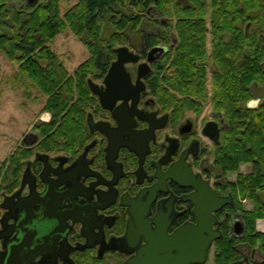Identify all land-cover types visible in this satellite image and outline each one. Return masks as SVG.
<instances>
[{"label": "flooded vegetation", "instance_id": "flooded-vegetation-1", "mask_svg": "<svg viewBox=\"0 0 264 264\" xmlns=\"http://www.w3.org/2000/svg\"><path fill=\"white\" fill-rule=\"evenodd\" d=\"M149 24L143 30L160 35L157 42L148 46L140 37L135 46L129 38L128 47L138 60L124 64L133 85L139 66L148 65L138 94L136 89L108 94L105 78L116 53L105 71L78 70L87 59L73 72L64 68L74 84L57 85L56 92L72 87V93L67 109L58 107L62 111L56 116L49 108L51 95L29 78L47 95L43 108L48 110L32 126L36 132L21 131L0 164V264H173L177 253L172 250L173 233L186 224L197 225L198 218L211 221L220 234L203 263L214 247L217 264L216 244L225 237L226 221L231 220V238L243 235L232 230L234 219L241 217L232 209L247 199L235 194L236 179H226L215 163L223 143L225 111L203 114L209 100L215 108L213 44L206 42L207 58L198 64L205 84L180 90L173 84L175 68L168 60L176 36L170 34L167 41L164 18L160 27L157 22ZM206 28L211 36L209 22ZM262 40L264 46V36ZM27 59L11 60L20 74ZM39 60L47 74L60 71L49 67L48 58ZM83 77L88 91L80 87ZM90 81L108 96L110 106L90 89ZM188 89L191 93H183ZM70 121L77 128L68 131ZM200 181H207L220 196L230 195L231 202H209L206 192L198 194L193 185ZM212 207L217 209L210 213ZM240 248L234 245L239 257L226 264H257L264 259L257 247Z\"/></svg>", "mask_w": 264, "mask_h": 264}, {"label": "trees", "instance_id": "trees-1", "mask_svg": "<svg viewBox=\"0 0 264 264\" xmlns=\"http://www.w3.org/2000/svg\"><path fill=\"white\" fill-rule=\"evenodd\" d=\"M161 16L176 19V44L168 60L175 68L173 84L180 90L183 86L205 84L206 76L198 64L207 58L206 27L208 22L211 24V56L217 65L213 75L215 103L216 109H224L226 116L223 143L216 151L215 163L224 175L238 172L232 183L235 194L253 202L250 210L242 202L232 209L240 213L245 230L241 237L231 238V220L226 221L225 237L216 244L215 261L226 264L239 257L234 245H240V249L257 247L264 257V233L256 229L257 219L264 218L263 0H78L62 15L58 0H39L33 6L24 3L21 7L12 5L10 0H0V48L16 62L28 57L20 65L21 74L51 95L49 108L56 116L62 111L58 107L67 109L72 93V87L56 92L57 85L74 83L45 46L48 40L69 28L90 53L78 70L96 67L105 71L115 57V48L128 43L129 38L133 40L131 34L137 33L148 46L154 45L160 35L145 33L143 29ZM248 23L251 26L246 31ZM164 36L170 42L168 31ZM43 57L49 59L51 69L60 71L47 74L39 60ZM252 84L257 87L251 88ZM80 87L83 91L88 89L84 77ZM189 89L183 93H191ZM198 92L202 95L204 90ZM254 97L260 98L259 105L251 108L247 103ZM66 128L74 130L77 125L70 121ZM244 163L252 165L250 172H239ZM257 264H264V259Z\"/></svg>", "mask_w": 264, "mask_h": 264}, {"label": "rangeland", "instance_id": "rangeland-1", "mask_svg": "<svg viewBox=\"0 0 264 264\" xmlns=\"http://www.w3.org/2000/svg\"><path fill=\"white\" fill-rule=\"evenodd\" d=\"M77 1L78 0H58L60 14H64V12ZM10 2L12 5H18L20 7L24 3H27L26 0H10ZM183 2L186 3V0H183ZM165 17H167L164 19L166 21L167 31L169 34H174L176 36V19L172 21L169 20L168 16L158 17V27H160V21ZM131 35L133 36V40H131L132 44L135 46L139 45V34L133 33ZM210 40L211 36L210 33H208V46L210 45ZM123 45L128 46V43ZM45 46L49 48L55 60L64 64V68L69 72H73L78 64L88 59L90 56L89 51L83 45L82 41H80L79 37L74 35L69 28L60 31L57 36L48 40ZM17 68V65L13 64L9 56L0 48V164L1 161L9 156L7 152L13 150L15 145L14 140L20 138L22 134L21 131L36 132L32 126L42 120L41 117L47 116L45 112L48 109L43 108L47 95L33 86L31 80L27 76L20 74ZM207 73L209 79L208 87L210 88V70L207 69ZM215 109L216 103L215 108L212 109L209 100L205 104L203 114L210 117V114ZM237 175L238 172L235 171L225 174L226 177L228 176L226 179L229 180L237 179ZM247 201L249 202L245 203L246 207L251 204L250 200ZM206 264H214V247H212L210 251L209 259Z\"/></svg>", "mask_w": 264, "mask_h": 264}, {"label": "water", "instance_id": "water-1", "mask_svg": "<svg viewBox=\"0 0 264 264\" xmlns=\"http://www.w3.org/2000/svg\"><path fill=\"white\" fill-rule=\"evenodd\" d=\"M26 2L28 5L33 6L38 2V0H26ZM154 51L155 49L152 50L151 53H153ZM115 53L117 55V58L110 65L105 78V84L107 85L108 94L114 91L117 92V90L125 91L127 89H136V94H138L139 91L144 87V83L141 81V77L148 72V65L141 64L139 66L137 82L136 85H133L130 75H128L125 70L124 64L126 62L137 61L138 54L132 52L126 45H121L115 48ZM89 86L94 93H97L100 96L103 105L107 107L110 106V104L107 102V100L109 99L108 96L100 91V87L97 84L90 81ZM215 133L218 136L219 130L217 129ZM210 136L213 137L212 135ZM205 182V185L201 181L198 182V185L193 184L198 190V194H201L202 191L206 192V196L209 202L217 201L220 203V205H226L231 202L230 195L220 196L212 189L207 181ZM216 209L217 208L212 207L211 209H209V212L212 213ZM212 224L213 223L211 221H208L207 223L205 219L198 218L197 225L186 224L178 228L173 233L171 237L173 238L172 250L176 249L177 251L176 256L173 257V264H203L205 262L212 242L220 237V234L215 233V231L211 228ZM244 228L245 226L243 220L240 216H237L232 224V230L236 235H242L244 232ZM205 231L208 232L207 235L204 233Z\"/></svg>", "mask_w": 264, "mask_h": 264}, {"label": "crops", "instance_id": "crops-1", "mask_svg": "<svg viewBox=\"0 0 264 264\" xmlns=\"http://www.w3.org/2000/svg\"><path fill=\"white\" fill-rule=\"evenodd\" d=\"M263 24H264V21H263ZM259 101H260V98L259 97H254V98H252L251 100L248 101L247 106H249L251 108H255V107H257L259 105ZM251 170H252V165L250 163L241 164L240 165V168H239V172H241V173H248ZM247 200L244 201L245 209L250 210V209L253 208V202L250 200L251 201L250 206H247L246 207V204L245 203L246 202H249ZM256 229L258 231L264 233V218L257 219V221H256Z\"/></svg>", "mask_w": 264, "mask_h": 264}]
</instances>
